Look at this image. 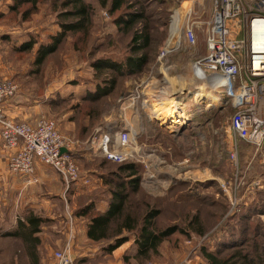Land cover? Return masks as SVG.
Masks as SVG:
<instances>
[{"label": "rangeland", "instance_id": "obj_1", "mask_svg": "<svg viewBox=\"0 0 264 264\" xmlns=\"http://www.w3.org/2000/svg\"><path fill=\"white\" fill-rule=\"evenodd\" d=\"M17 1L0 0V50H4L2 67L8 73L3 79L14 80L18 85L16 94L41 107L37 121H56L62 138L70 145L79 178L69 184V194L63 196L68 203L60 196L54 199L57 206L53 210L64 209L56 219L37 204L26 206L24 196L13 193L10 187L9 202L4 205L1 193L4 197L8 194L0 178V249H5L0 253V264H31L22 238L6 235L17 225L18 218L29 212L46 219L35 248L40 264H57L56 253L63 251L71 255L74 264L89 263L81 254L95 246L101 248L102 243L76 241L77 230L85 231L87 219L76 217V208L72 207L87 198L98 201L100 209L109 204L106 190L114 185L105 182V175L117 171L120 161L109 159L102 150L105 143L114 144L124 133L131 134L129 149L134 148V156L126 158V162L137 164L135 176L139 177L138 189L129 191L128 205L139 212L159 210V228H181L162 243L150 260L138 262L134 258L136 264H200L204 245L212 249L221 243L232 247L241 242L246 247L258 242L264 259V202L259 200L264 196V148L257 150L235 137L230 129L234 110L231 101L222 90L201 97L192 95L178 110L169 109L185 112L182 121L155 117L154 108L162 102L155 103L152 98L161 87L167 91L161 96L164 99L198 78L193 67L199 53L206 52L205 36L197 34L195 53L183 37V25L190 9L196 11L194 20L210 19V0H132L115 12H111L110 4L86 0L93 7L88 34H69L39 68L33 61L37 51L49 47L53 35L62 30L58 16L62 9L53 0H40L34 9L24 4L14 11L11 7ZM62 1L65 0L58 5ZM27 9L31 11L25 17ZM134 12L143 13L145 18L126 28L119 19L129 18ZM145 24L152 40L146 50L148 62L144 70L115 76L113 92L92 100L99 85H105L113 76L111 72L100 75L94 64L104 59H126L131 54V37ZM29 42L34 43L33 48L20 51ZM2 140L0 136V173L9 155ZM128 175L124 174L125 179H129ZM78 181L92 189L83 190L72 202L71 189ZM258 205H262L261 210L244 219V210ZM194 215L206 226L202 236L193 230L182 231ZM69 222L74 226L72 230ZM132 243L129 255L135 248Z\"/></svg>", "mask_w": 264, "mask_h": 264}, {"label": "built area", "instance_id": "obj_2", "mask_svg": "<svg viewBox=\"0 0 264 264\" xmlns=\"http://www.w3.org/2000/svg\"><path fill=\"white\" fill-rule=\"evenodd\" d=\"M210 9L207 21L194 20L196 11L190 9L183 25V37L195 53L197 34L205 36L206 52L199 53L194 67L202 71V78L222 81L221 90L234 108L230 129L235 137L263 148L264 38H259V32L264 28V0H210ZM17 90L14 80L0 79V135L9 152L10 171L32 182L37 180V164H45L58 171L69 188L79 178L72 154L61 152L63 147L70 150V145L55 120L42 118L33 124L15 121L6 114L4 104ZM130 135H120L109 146L105 143L104 155L120 162L134 156V148L129 149ZM56 258L57 264H74L67 251L57 252Z\"/></svg>", "mask_w": 264, "mask_h": 264}, {"label": "trees", "instance_id": "obj_3", "mask_svg": "<svg viewBox=\"0 0 264 264\" xmlns=\"http://www.w3.org/2000/svg\"><path fill=\"white\" fill-rule=\"evenodd\" d=\"M57 7H61L58 16L61 18L62 30L53 35V43L47 48H40L33 61L35 67H41L49 54L57 50L69 34H79L84 32L88 34L89 25L93 15V7L86 0H65L59 5L60 0H53ZM101 5L110 4L111 12L122 9L132 0H99ZM40 0H18L11 9L18 11L20 6L30 4V9L37 7ZM130 6V5H128ZM30 9L24 12L26 17ZM145 18L143 13L134 12L129 18H120L119 21L125 23V27H133ZM152 35L147 24L142 29L136 30L130 39L129 46L131 54L123 61L100 60L94 64L95 69L101 75L111 72L112 77L108 78L105 85H99L95 94L90 98L97 100L113 92L116 84L117 75H134L142 72L148 62L146 50L149 48ZM34 43H25L20 51L31 50ZM234 109V108H233ZM128 173L129 179H125L124 174ZM137 164L134 162H120L118 170L109 175H105V182L110 185L106 192L109 193V204L102 209L99 208L98 201L93 198H87L80 202L75 210L76 217L87 219L86 234L87 237L95 243H102V250L105 253H112L119 246L134 238L136 247L135 259L138 262L148 261L153 253H156L162 243L170 238L171 235L181 231L178 225H170L166 228H159L156 218L160 214L159 210H143L139 212L128 205L130 198V189L137 190L139 186V177L137 175ZM104 177V176H103ZM112 177V178H111ZM117 179V180H116ZM263 204L264 196L260 197ZM260 203V204H261ZM262 205L249 207L244 210L243 215L248 219L257 209L261 210ZM46 221L44 217L38 216L33 212L27 213L24 218H18L16 229L7 233L9 236L22 238L31 259V264H40L39 256L35 251L40 243L39 233L41 225ZM259 226V225H258ZM193 230L197 235L202 236L206 233V226L199 216H193L188 220L187 228L183 233ZM233 241V240H231ZM236 242V241H233ZM241 242V241H238ZM257 242V241H256ZM249 247L251 249H249ZM246 247L245 242L234 244L230 247L221 243L220 246L209 249L206 245L201 248L200 264H264L262 249L260 244H252ZM225 251H230L225 253ZM126 260H129L126 257Z\"/></svg>", "mask_w": 264, "mask_h": 264}, {"label": "crops", "instance_id": "obj_4", "mask_svg": "<svg viewBox=\"0 0 264 264\" xmlns=\"http://www.w3.org/2000/svg\"><path fill=\"white\" fill-rule=\"evenodd\" d=\"M3 53L4 50H0V79L7 78L4 75L8 74L5 72L4 67H2ZM4 106H5V112L10 118L17 121H25L33 124H36L38 119V114L41 112V107L39 105L29 103L27 97H24L23 95H19V94H16L14 97L6 100ZM248 144L251 145L250 143ZM251 146L255 147L254 145ZM256 149L258 150V148ZM1 169L2 171L0 173L1 175L0 178L4 181L5 188L7 189V194H8V197L6 196L4 197V194L1 193V195H3L1 197V200L4 203V205H7L9 202V187H10V190L13 193L16 192V194H18L19 196L20 195L24 196V201L26 206H34L37 204V206L38 205L41 206L44 209V211H46V213L50 215V217L53 219H56L64 214V209L61 210V212L59 210H53L54 207L57 206V203L54 201V199L55 198L59 199V196L65 198L63 197L64 194L66 193L68 195L69 193L67 192V187L63 181V178L57 172H55L52 167L38 163L34 174V177L38 179L36 183H34V181H32L33 183L32 182L30 183L28 181V177L25 175L15 174L12 171H10L8 167V162L2 164ZM79 183L80 181H78V183L75 182V184L71 189V192L74 193L73 196L71 195L72 202L73 200H76L78 195H81V192L83 190L88 191L89 189L90 190L92 189L90 188L89 185L87 186L84 184L80 185ZM65 203H68L66 198H65ZM72 208L75 209L77 207L76 205L75 206L73 205ZM20 218H24V217H20ZM77 225L80 228L79 223H77ZM71 226L73 225L70 224L69 222L70 230H72L74 227ZM16 227L17 225L13 226V230L16 229ZM7 228H8L7 230H10V227ZM84 232L82 233L81 228L77 230L76 241H78V239H82L84 241H90L95 243L94 241L90 240L87 237L86 227ZM66 235L69 236L70 234L67 233ZM132 242L134 241L129 240L125 242L117 249H115L112 253H105L102 250V248H98L97 246H95L96 248L88 249L85 251V253L81 254L83 256L82 259L84 260L86 257L89 262L88 264H136L134 261V257L136 254V247L134 248L132 255H129L127 253V250H129L131 248V245L133 244ZM4 250H5L4 248H1L0 253H2V251ZM126 257H128L129 260H126Z\"/></svg>", "mask_w": 264, "mask_h": 264}, {"label": "bare ground", "instance_id": "obj_5", "mask_svg": "<svg viewBox=\"0 0 264 264\" xmlns=\"http://www.w3.org/2000/svg\"><path fill=\"white\" fill-rule=\"evenodd\" d=\"M259 38H264V28H261L259 32ZM195 76H198L193 78V80L188 81L184 86L178 90L177 93H174L172 95L167 96L166 98L162 99L161 96L163 93H166V88L161 87L162 91L160 92L161 89L158 90L157 94H155L152 99L155 103H160V106L157 105L155 106V111L157 118L159 119H165L166 121L170 122H180L184 117H186L185 112L182 111H174L171 112L169 109H179L180 105L183 104L184 100L189 99V96L191 97L192 95H195L197 97H201V95H205L208 92H216V91H221L222 89V81L218 80L216 78H212L213 81H209L208 79L202 78L203 74L202 71L193 67ZM156 89H158V85L155 86ZM179 94V95H177ZM159 96V97H158ZM194 97V96H193ZM161 98V99H159ZM195 98V97H194ZM165 100V101H164ZM164 101V102H163ZM152 109H153V104H152ZM109 151V149H108Z\"/></svg>", "mask_w": 264, "mask_h": 264}, {"label": "water", "instance_id": "obj_6", "mask_svg": "<svg viewBox=\"0 0 264 264\" xmlns=\"http://www.w3.org/2000/svg\"><path fill=\"white\" fill-rule=\"evenodd\" d=\"M25 100H26V99H25ZM28 101H29V99H28ZM181 129L183 130V128H181ZM61 152H62V153L69 152V153L72 154V151H71V150H68V149L65 148V147H63V148L61 149Z\"/></svg>", "mask_w": 264, "mask_h": 264}]
</instances>
